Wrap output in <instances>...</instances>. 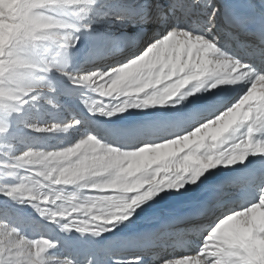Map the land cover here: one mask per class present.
Returning a JSON list of instances; mask_svg holds the SVG:
<instances>
[{
	"label": "snow or ice",
	"instance_id": "6c2138e0",
	"mask_svg": "<svg viewBox=\"0 0 264 264\" xmlns=\"http://www.w3.org/2000/svg\"><path fill=\"white\" fill-rule=\"evenodd\" d=\"M0 264H264V0H0Z\"/></svg>",
	"mask_w": 264,
	"mask_h": 264
},
{
	"label": "bare ground",
	"instance_id": "6f19581e",
	"mask_svg": "<svg viewBox=\"0 0 264 264\" xmlns=\"http://www.w3.org/2000/svg\"><path fill=\"white\" fill-rule=\"evenodd\" d=\"M163 204H167L166 207H163L161 208V205ZM169 205H172V206H169ZM175 207V202L174 201H171V200H165V201H162L161 203H159L158 205L154 206L153 208V213L156 214V215H160V214H164V213H167L169 212L170 210H172L173 208ZM147 221H144L142 220L140 223H146Z\"/></svg>",
	"mask_w": 264,
	"mask_h": 264
},
{
	"label": "rangeland",
	"instance_id": "374dc122",
	"mask_svg": "<svg viewBox=\"0 0 264 264\" xmlns=\"http://www.w3.org/2000/svg\"><path fill=\"white\" fill-rule=\"evenodd\" d=\"M167 206V204H163V205H161V208H163V207H166ZM170 206V205H169ZM168 207V206H167Z\"/></svg>",
	"mask_w": 264,
	"mask_h": 264
}]
</instances>
